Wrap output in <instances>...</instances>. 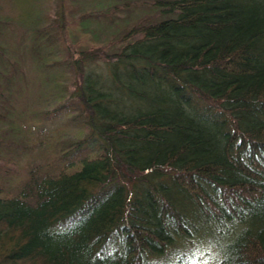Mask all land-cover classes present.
<instances>
[{"label": "trees", "instance_id": "1", "mask_svg": "<svg viewBox=\"0 0 264 264\" xmlns=\"http://www.w3.org/2000/svg\"><path fill=\"white\" fill-rule=\"evenodd\" d=\"M149 5L164 18L69 60L59 109L89 132L62 167L0 177V264H195L209 234L231 236L217 264H264V0Z\"/></svg>", "mask_w": 264, "mask_h": 264}, {"label": "rangeland", "instance_id": "2", "mask_svg": "<svg viewBox=\"0 0 264 264\" xmlns=\"http://www.w3.org/2000/svg\"><path fill=\"white\" fill-rule=\"evenodd\" d=\"M22 1L0 0V89L5 88L0 100V113L5 116L0 177L6 178L7 195L25 181L20 179L26 166L53 172L55 166L62 167L60 152L69 151L89 132L83 120L72 119L74 111L67 114L59 109L71 100L81 82L77 76L72 84H66L67 91L58 84L72 81L68 66L76 52L109 55L119 48L117 37L126 29L164 18L149 5L153 0H24V7ZM133 3L140 5L124 7ZM103 66L98 61L84 65L83 70L104 81ZM63 73L66 78L60 77ZM202 128L217 134L223 146L225 138L219 128L205 124ZM85 156L87 153L81 151L68 158ZM230 241L229 234L202 236L195 247L199 251L195 264H217ZM180 261L186 264L185 259Z\"/></svg>", "mask_w": 264, "mask_h": 264}, {"label": "bare ground", "instance_id": "3", "mask_svg": "<svg viewBox=\"0 0 264 264\" xmlns=\"http://www.w3.org/2000/svg\"><path fill=\"white\" fill-rule=\"evenodd\" d=\"M224 247V246H223Z\"/></svg>", "mask_w": 264, "mask_h": 264}]
</instances>
